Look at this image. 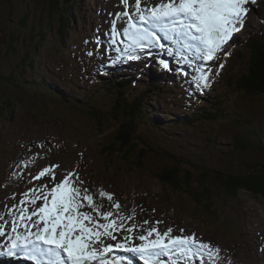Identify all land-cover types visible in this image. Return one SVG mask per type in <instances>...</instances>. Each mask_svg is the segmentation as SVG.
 I'll list each match as a JSON object with an SVG mask.
<instances>
[{"label":"rangeland","instance_id":"obj_1","mask_svg":"<svg viewBox=\"0 0 264 264\" xmlns=\"http://www.w3.org/2000/svg\"><path fill=\"white\" fill-rule=\"evenodd\" d=\"M66 1L0 0V224H6L10 234L12 213H19V207L13 206L24 199L23 193L43 184L54 186L46 178L33 177L45 167L58 165L56 182L75 172L82 193L87 189L94 203L103 205L100 212L112 211L116 219L132 216V220L124 221L126 227L137 226L132 245L141 243L138 236L152 226L161 232L172 228L173 236L195 233L200 240L219 247L216 264H264V198L247 190L233 197L214 178L217 169L240 173L257 170L258 165L264 170V93L245 95L224 86L232 73L244 74L252 62L250 39L264 31V0L248 5L244 27L226 45L231 55L221 53L218 61L211 62L213 79L209 88L197 86V68L205 62L172 41L162 40L165 49L144 50L140 59L129 60L123 54L128 43L123 35L127 17L119 14L128 11L135 16L134 0H129L131 7L127 9L121 0ZM161 2L142 0V7ZM181 54L192 63L182 61ZM161 59L168 61L170 69L163 68ZM90 60L126 66L122 74L132 78L127 85L128 99L145 100L148 111L134 120V142L137 147L151 148H136L134 164L124 160L111 163L98 152L118 125L111 121L102 128L106 133H102L86 111V100L80 99L86 91L94 90L86 83L88 75L82 67ZM220 63L224 64L222 69L218 67ZM33 81L50 93L66 89L71 98L57 96L74 101L70 104L73 108L53 106V99L46 102L50 95L36 89ZM49 86L54 87L50 90ZM101 90L111 92L113 88ZM109 96L112 97H95L94 102L111 105L113 94ZM88 99L93 101L92 97ZM204 101L208 105L217 103L220 109L214 111L216 119L207 120L202 115L203 106L199 104ZM112 111H117L115 106ZM153 113L162 118L159 128L148 120ZM236 136L247 138L252 147L235 149ZM173 154L182 156V165L194 170L191 184L185 179L183 189L164 184L157 177L177 160ZM101 191L111 194L112 199L101 196ZM117 202L119 210L114 207ZM25 207L31 211L33 206ZM81 210L92 212L88 207ZM92 214L99 219L97 213ZM124 235L128 234H117L118 240ZM9 243L8 235L0 237V264H38L22 253L8 255ZM105 243L116 241L105 238ZM112 257L144 264L134 252L116 250L109 259ZM162 259L166 264H186L176 257ZM190 264L213 261L198 256Z\"/></svg>","mask_w":264,"mask_h":264},{"label":"snow or ice","instance_id":"obj_2","mask_svg":"<svg viewBox=\"0 0 264 264\" xmlns=\"http://www.w3.org/2000/svg\"><path fill=\"white\" fill-rule=\"evenodd\" d=\"M121 2L126 9L131 7L129 0ZM250 4L254 5L255 0H162L155 6L142 7V0H134L135 16L128 11L119 14L127 17L123 35L128 43L122 52L129 60L140 59L144 50L165 49L162 40L172 41L205 62L197 68V86L209 88L213 79L211 62L218 61L221 53L231 55L226 45L244 27ZM181 59L192 63L183 54ZM159 63L164 69H170L168 61L161 59ZM218 67L222 69L224 64L220 63ZM58 167H45L33 177L35 180L46 178L54 182V186L49 188L43 184L39 189L32 188L23 193L24 199L18 206H13L19 207V213H12L10 234L8 226L0 224V237L8 235L10 241L6 245L8 255L22 253L38 264H132L124 257L109 259L116 250L138 253L144 264H166L163 257H176L186 264L198 256L207 257L213 264L219 260V247L200 240L195 233L173 236L172 228L161 232L152 226L146 234L138 236L141 243L132 245V234L137 226L126 227L124 223L132 220V216L116 219L112 211L100 212L103 205L97 206L88 190L84 189L82 193L77 186V173L70 172L56 182L55 168ZM100 195L112 199L111 194L103 191ZM25 205H32V210ZM86 207L92 212L81 210ZM114 207L119 210L121 205L117 202ZM120 233L128 235L118 240ZM105 238L116 243L106 244Z\"/></svg>","mask_w":264,"mask_h":264},{"label":"trees","instance_id":"obj_3","mask_svg":"<svg viewBox=\"0 0 264 264\" xmlns=\"http://www.w3.org/2000/svg\"><path fill=\"white\" fill-rule=\"evenodd\" d=\"M64 1L68 3V1ZM55 7L57 8V3L55 4ZM65 25H67V23H65ZM250 41L253 43V45L251 44L252 53L250 59L252 62L250 66L244 74L239 75L236 72L232 73L231 77L224 82V86L227 90L234 88L237 92L245 95H262L264 93V31L257 35H252ZM35 59L36 57H34L33 61H35ZM82 67L88 77H92L91 79L94 88L91 92L86 91L85 97H92L94 99L95 97L105 95L106 97H112L109 95L113 94L114 100L111 105H107L104 102L98 105L97 103H93V101V104L85 105L87 112L90 113V116L101 128L102 133H106V128H104V130H102V128L109 125L111 121H114L118 125V128L115 129L112 138L109 139L106 145H102V143L100 144L99 152L101 157L111 163L116 162L117 164L118 160H124L134 164V150L136 148L143 150H149L151 148L149 145H141L137 147L135 146L136 142H134V138L137 134L134 120H136L140 113L143 115L145 113L142 112L147 113L148 111L144 102L145 100H140L138 97L128 99V96L130 97V95L127 96L126 91L131 84L132 78H128L127 73L122 74L123 71L126 70L125 66L119 67L118 65L109 64L100 67L93 64V67H96L97 72L94 75H89L86 66L83 65ZM60 78L63 79L61 76ZM97 83H102L101 88H113V90L111 92L103 91L99 88L100 86L96 89L95 85ZM20 84L24 87L28 86L27 83L24 82H21ZM33 84L36 89H40L50 95V99H45L46 102L50 103V100L53 99L55 102L52 103L53 106H61L65 104L69 105L68 108H73L70 105L71 103H74L72 100H65L57 96L59 94L64 98H71L66 89L65 91L63 89H54V92L50 93L48 89L39 87L38 82L35 83L33 81ZM49 87L50 90H52L54 86ZM156 92L158 93L159 91ZM203 97L205 98L206 95H203ZM56 98L63 100L64 104L60 103ZM28 101L32 102L31 99ZM85 103L86 102L84 101L83 104ZM31 104L34 105L33 102ZM208 104L209 102L207 101L199 104V106H203L202 115L207 120H214L218 116V114H214V111L217 113L220 108L216 106V102L211 105ZM112 106H115V109H117L116 112H111ZM118 107L121 109H118ZM155 108L157 109V107ZM50 115L56 119L52 114ZM151 115H149L148 120H151L153 123L155 122L154 124L159 128L160 120H162V118L159 117L160 115L158 113H153ZM141 118L145 121V118ZM234 142L235 149L237 150H246L252 147L249 140L243 136L234 137ZM133 155L134 159H131V156ZM111 158H114L115 161ZM172 158H176L177 160H175L170 166L163 168L162 171L157 174V177H160L164 184L172 185L176 189H183L182 182L185 179L189 185L191 184L194 170L193 168H187L182 165V162H180V160L183 159L182 156H176L173 154ZM255 166L259 167L258 165ZM257 167H255L257 170H252L250 172L244 170V172L240 171V173L224 172L223 170L217 169L218 171L215 170L217 174L214 178L223 188L226 189V193L233 197H238L240 190H247L264 198V170L258 169Z\"/></svg>","mask_w":264,"mask_h":264},{"label":"bare ground","instance_id":"obj_4","mask_svg":"<svg viewBox=\"0 0 264 264\" xmlns=\"http://www.w3.org/2000/svg\"><path fill=\"white\" fill-rule=\"evenodd\" d=\"M133 9V8H132ZM131 12H133L132 10H130ZM125 37V36H124ZM122 39H123V37H122ZM122 42V41H121ZM122 45V44H121ZM124 45V44H123ZM186 50V49H185ZM175 51V50H174ZM179 54V53H178ZM186 54V53H185ZM87 71H89L88 69H87ZM106 74V73H105ZM132 75V74H131ZM158 94H159V92H158ZM64 98V97H63ZM202 99H204V97L202 96L201 97ZM80 99H85L86 101V103H85V105H90V104H93V103H95L94 102V100L95 99H93V103H92V101L91 100H89L88 98H85V96H84V98H80ZM86 111H87V109H86ZM91 209V208H90ZM92 210V209H91ZM132 261V264H135L136 262H137V260L135 261V260H131Z\"/></svg>","mask_w":264,"mask_h":264},{"label":"water","instance_id":"obj_5","mask_svg":"<svg viewBox=\"0 0 264 264\" xmlns=\"http://www.w3.org/2000/svg\"><path fill=\"white\" fill-rule=\"evenodd\" d=\"M111 159H113L114 160V158H111ZM115 161V160H114Z\"/></svg>","mask_w":264,"mask_h":264}]
</instances>
